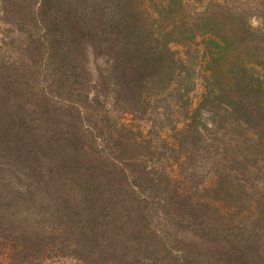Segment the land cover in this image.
<instances>
[{
    "label": "rangeland",
    "instance_id": "374dc122",
    "mask_svg": "<svg viewBox=\"0 0 264 264\" xmlns=\"http://www.w3.org/2000/svg\"><path fill=\"white\" fill-rule=\"evenodd\" d=\"M0 264H264V0H0Z\"/></svg>",
    "mask_w": 264,
    "mask_h": 264
},
{
    "label": "trees",
    "instance_id": "16d2710c",
    "mask_svg": "<svg viewBox=\"0 0 264 264\" xmlns=\"http://www.w3.org/2000/svg\"><path fill=\"white\" fill-rule=\"evenodd\" d=\"M215 25H217V24H215V23H210V24H208L207 26H210L211 28H209L208 27V29H207V31H205L204 32V34H208V35H211L210 37H212V36H217L218 37V33H219V31H216V32H214V29H213V26H215ZM152 26H154L153 24H152ZM151 26V27H152ZM159 27V26H158ZM157 27V28H158ZM176 27V24H167V25H164V26H161L160 27V33H162V34H164V33H166L167 31L168 32H170V31H172V29H174ZM127 28H130V29H135L136 30V32H137V36L139 35V33H140V28H139V24H138V21L136 22V20H134V21H132L130 24H128V25H125V24H122V23H120V24H113V23H108L107 24V29H108V31H109V34H111V35H115V34H118V33H120V32H122L121 30H124V29H127ZM102 30V29H101ZM188 31H193V29H191V27L189 28V29H187ZM189 34V33H188ZM191 34V33H190ZM136 36V35H135ZM213 37V38H214ZM209 39V41H211L215 46H217L218 48H219V50H222V48H224L225 47V45H224V41H222V40H216V39H212V38H208ZM160 41H159V38H158V36H157V34H156V32L155 31H153V32H147V34L145 35V37H143L141 40H139V42H138V44H140L139 46L140 47H142V45H144V47L145 48H147V50H152V49H155V50H157V49H159V48H161V47H159V45L155 48L153 45H152V43H159ZM144 43V44H143ZM168 43V42H167ZM142 44V45H141ZM168 44H164V47L166 48V49H169V45L167 46ZM140 51V50H139ZM219 54H220V52H218Z\"/></svg>",
    "mask_w": 264,
    "mask_h": 264
}]
</instances>
